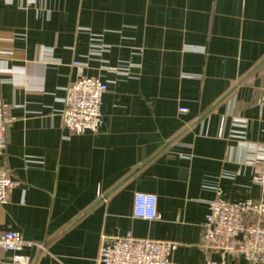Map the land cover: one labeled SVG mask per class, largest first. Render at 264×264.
Instances as JSON below:
<instances>
[{"label":"crops","instance_id":"crops-1","mask_svg":"<svg viewBox=\"0 0 264 264\" xmlns=\"http://www.w3.org/2000/svg\"><path fill=\"white\" fill-rule=\"evenodd\" d=\"M74 61L107 86L97 134L62 126ZM0 98L12 119L0 166L21 183L0 232L46 249H25L31 264H100L102 239L126 236L176 243L172 264L218 261L204 229L214 188L264 197L250 164L264 141V0H0ZM136 193L156 196L160 219L133 217Z\"/></svg>","mask_w":264,"mask_h":264},{"label":"built area","instance_id":"built-area-1","mask_svg":"<svg viewBox=\"0 0 264 264\" xmlns=\"http://www.w3.org/2000/svg\"><path fill=\"white\" fill-rule=\"evenodd\" d=\"M8 2L9 0H4ZM75 79L66 90L61 122L64 129L76 135L86 132L97 134L102 127V97L107 86L97 78L83 75L81 65L74 61ZM114 70V69H113ZM7 105L0 98V157L7 149V128L12 122L6 114ZM180 113L187 109L179 108ZM250 159L253 181L264 194V141L255 148ZM21 183L12 178L8 168L0 166V208L7 205L12 192ZM215 197L209 203L205 218V247L215 251L219 260L207 259L201 264H228L227 259L241 256L247 262L257 263L264 258V197L260 201L246 200L230 203L222 197L220 188H214ZM133 217L140 220L160 219L155 195L136 193ZM177 244L165 241L134 239L130 236L102 239L99 247L100 264H172L171 255ZM25 249H46L25 240L16 231L0 232V253H10L11 264H31L23 255Z\"/></svg>","mask_w":264,"mask_h":264}]
</instances>
